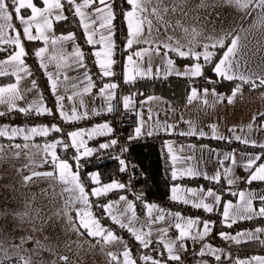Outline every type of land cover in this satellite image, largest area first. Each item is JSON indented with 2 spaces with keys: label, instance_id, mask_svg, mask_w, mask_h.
I'll use <instances>...</instances> for the list:
<instances>
[{
  "label": "crops",
  "instance_id": "1",
  "mask_svg": "<svg viewBox=\"0 0 264 264\" xmlns=\"http://www.w3.org/2000/svg\"><path fill=\"white\" fill-rule=\"evenodd\" d=\"M35 2V0H34ZM64 3L65 10L63 15L65 17L71 12L75 13L74 6H69L67 0H62ZM78 3H82L83 0H77ZM110 4V0H107ZM182 2V3H180ZM163 0V4L161 6H168L169 12L164 15V20L170 25L165 31V28L158 24L153 18V23L155 25L152 35L150 39H153L155 43L151 45L152 48H155L156 43L161 41L169 42L168 37L171 36L173 39L171 43L175 44L177 41L179 43L187 45L191 36L189 34L180 35L181 28H188L189 32H191L192 28H195L198 32L202 31L199 35L198 40L202 43H208L210 35L205 33V26L203 22H197L196 19V7L191 4V0ZM98 3V0H96ZM158 3V0H152V3L149 5V8L155 6ZM174 4H180V7L177 8L175 12L171 11V8ZM123 10H122V23L125 29V36L124 40L121 42L122 54H121V61H120V69L119 71H115V75L119 81H125L124 72H125V65H127V56L133 54L134 51H141L145 48H149L150 46L147 44H135L133 45V49H128L126 47V36H127V22L124 19V12L130 9V6L126 3V0H122ZM208 9H200L199 14L204 15L207 13ZM86 12H91L92 9H85ZM206 12V13H205ZM28 14H30V10H28ZM79 24L80 31L78 34L75 31H65L61 33H55L52 31L49 33L51 37H60L65 35H73V41H62L57 45L53 46L51 44L48 45L49 52L45 54L44 63L46 64V68H42L40 66L41 60L38 57L36 58L37 64L42 68L45 78L44 82L49 91V97L54 102V108L51 106V102L47 94L41 90L39 84L35 81L34 75L20 73L21 80L19 82V90L22 95V99L17 101V108L8 110L7 106L0 105V112L4 114H17V115H25L24 112H20L18 109L20 107L27 108L29 105H33V108L27 112L26 114H31L33 116H40L43 114L38 115L35 111L36 105L42 104L45 108L49 110H55L58 112L60 116V107L56 101V95H63L65 96V100L62 101L63 110L71 115L73 107L76 108L77 114L83 116V113L87 112V116L83 117L82 119L75 120V121H83L90 119L92 123L87 126L85 131L90 130L96 127L99 124L108 123L110 126L109 121L105 120L103 116L107 113L109 100L106 99L107 92L104 96L100 94L99 89L101 87L94 86L90 92L84 93L83 88L87 85V81L85 80L84 73L87 72V63L85 62L84 56V68H78L75 63V57L71 55L74 48L79 46L81 50V43L85 42L90 54V60L94 64V66L98 70V76L102 78H108L102 76L100 72L99 66L96 64L95 56L93 53L99 49V45L93 46L89 45L86 40V35L82 25L80 24V18L76 16L75 18ZM249 17L243 16L240 12L236 13V24L235 28L231 33H238L241 37V51L237 53V59L241 61L243 65L242 71H245L246 74L256 73L257 75H264V52L261 51V47L264 46V32L257 29H252L249 23ZM235 20V19H234ZM57 20L53 19V26L54 22ZM228 22V21H227ZM15 26L19 28V21H13ZM94 27L98 28L99 23L97 22ZM202 28L198 30L197 28ZM159 29L157 31L156 29ZM245 29L247 31H240V29ZM210 30V29H209ZM225 33H229V29H223ZM211 31V30H210ZM35 34V30L33 29ZM9 35H15L14 32L9 31ZM144 36H148L147 30H145ZM224 36V35H223ZM78 37V38H77ZM246 37V39H245ZM98 38V35L97 37ZM231 38V37H230ZM25 52L27 50H33L36 52L40 47H44L43 41H27L23 39ZM228 41L226 40V43ZM15 50L14 45H5L0 44V61L6 60L8 56ZM187 51V48L184 49ZM199 51H203L202 48L198 49ZM215 53L216 57L222 55V51L220 49H210ZM163 51L161 50V54H157L155 51H149L148 53L144 54V58L142 61L137 60L134 56V60H136L139 68L141 70H147L149 67L152 69L151 74L140 76L136 75L133 72V75H136L135 80H163L169 77H181L185 79L187 82L189 79L194 78L190 76L184 75H177L178 72L182 73L187 66L196 63L197 61L192 62H184L178 63L175 61V57L178 56L174 52H169L167 57L163 56ZM65 55L67 57V65L62 66L59 69V79L57 93L54 95L51 90V81L48 79V73L51 72L53 77H56L57 74V62L63 63L61 61H49V57L51 55ZM180 57V56H179ZM113 58V57H112ZM25 59V57H23ZM172 59L174 61L173 69L169 70L166 60ZM202 63V58L201 61ZM11 72V68L7 69ZM113 71V70H112ZM210 71L212 76L208 80L209 84L206 87H199L196 88L199 93V98L193 100L192 102L188 101V96L191 94V89H188L186 100L180 104L173 103L167 96L158 94V93H151L143 95L141 91L137 90L131 93L130 96L132 98V103L129 107L135 106L140 111V122L138 126H141V134L139 136L136 135L134 132L135 137H145L149 135V133H160L164 135L163 145L167 160V165L171 169V175L174 168L173 161L171 159L172 155H176L178 160L176 161L175 168L178 171L192 168L196 172H199L200 175L197 176H179L176 180H174L173 184L169 186V197L171 198V189L173 186H180L181 188H196V189H212L221 197V201L219 204L214 203V199L209 197L207 198L206 202L211 203L214 206V210L211 213H214L216 210H220L221 215V222L220 224L216 225L215 227L210 224L211 231L210 233L204 237L202 240L201 245L197 249L194 258V264H235L237 259H249L253 256H264L263 252L259 251H250L246 253L244 256H240L235 258L232 255L233 247H239L242 243H251L255 245V248H260L264 243V232L256 233L258 239H248L247 237L241 238L240 243H236L233 240L224 239L220 234L226 233L230 236H235L237 233L240 232H254L256 228H264V217L254 216L252 219H237L236 222L241 220L249 221V226L247 228L239 229L236 226V222L232 224L231 227H228V223L231 221L225 222L223 217V207L226 203L231 202L233 205L241 203L239 199V192L244 191L245 193L252 192L255 195V199H253V207L258 211L261 206H264L260 201L259 197L264 195V187L263 188H255L251 187L250 184L247 182V177L249 175V170L245 169L244 164L246 163L249 156L264 153V149L259 147H254L258 152L253 153H245L243 151L238 150V145L244 144L247 146H252L251 144H245L241 141L235 139L236 136H241L243 139H247L249 141H255L257 145L264 144V119L261 122H256L253 117H257L260 113H264V89L262 90H249L245 87H242L241 93H237L236 97L233 99L232 103H228V98L231 96L233 88L228 91L219 90L216 86V80L220 79L214 71H213V64H211ZM114 73V72H113ZM88 74V73H87ZM64 75L69 77V80H64ZM10 79L0 83V87L6 86L9 83H16V77L12 75ZM90 76V75H89ZM110 77V76H109ZM92 78V77H91ZM196 78V77H195ZM215 79V80H214ZM223 79V78H221ZM33 81H35V86L33 85ZM134 81V80H133ZM93 82V79H92ZM256 83H259L257 80ZM72 84L76 85V88H72ZM103 87V86H102ZM209 89V93L207 97L203 94V89ZM212 89H215L217 95L212 94ZM115 91V90H111ZM81 93V95H74V93ZM68 96H72L73 99H67ZM219 97H223L220 99ZM151 98V99H150ZM207 99V104L203 101ZM81 101L83 103H81ZM47 114V113H45ZM10 118V117H9ZM60 118L64 120L61 116ZM7 121V120H6ZM9 121L3 122L0 126V129H6L8 132V136H11V130L14 125L10 124ZM194 126L195 128V135H188L187 133L190 132L192 129L190 127ZM215 125V133L213 132L212 126ZM251 125V129L248 127ZM171 126V127H168ZM32 127H48L51 129V125L48 124H34L30 125L29 127L25 128V130L30 129ZM17 128H20L18 126ZM230 129H234V131H230ZM71 131H78L73 128H67L61 130V132H54L49 131V133L54 132L56 136L48 137L46 139L35 140L33 137L40 136L35 135L32 136L30 140L25 141L23 139V135H16L14 137H20L22 141L17 142H10V143H0V226L2 224V228L6 229L3 230L2 233H8L9 236H16L19 238L25 237H36L38 236L36 233V226H37V217H35V205H31L29 197L26 192V185L21 182V178L24 175L30 174L35 170L38 171H52L53 166L50 162L51 158L49 157L48 163H43L44 158V146L46 144H51L56 140H61L64 143H67L71 146V139L68 137V133ZM200 132H203L205 135L201 136ZM48 133V134H49ZM183 133V134H182ZM27 134V132L25 133ZM110 133L106 134L109 135ZM106 135H95L93 137L98 136H106ZM92 137V138H93ZM218 137H224L220 139ZM85 144L89 141L87 135L83 137ZM113 139H108L103 143H108ZM20 144L22 147L17 149L14 145ZM27 144L28 147L24 148L23 145ZM63 145V144H62ZM171 146L172 152L169 153L168 146ZM89 147V146H87ZM253 147V146H252ZM60 148L61 146L58 145L56 148V152L58 156H60ZM90 148V147H89ZM76 150V148H75ZM83 149H81V152ZM19 152V156L17 157L15 154ZM79 155V153H77ZM232 154L235 156L237 163L235 165L232 164L230 159H225L226 155ZM61 157V156H60ZM62 158V157H61ZM68 162L73 166H75V160L67 159ZM223 162V163H221ZM264 161H258V163ZM42 164H45L41 166ZM232 170V176L228 177L225 175V169ZM95 169L97 173L100 175V171L98 168ZM217 172L220 173L221 178L219 182L206 179L207 177L214 176ZM27 175V176H28ZM89 186L85 188L86 192L89 193V197L91 196V189L95 187L102 186L103 184H108L114 181L113 177L108 180H101L100 175V185L94 184L88 172L85 173ZM232 178L234 183L229 185L228 179ZM196 180L201 179L203 183L191 185L188 184L185 180ZM59 189L60 195L62 197V201L64 205L71 206V215L77 221V225L79 226L78 218L75 215V208L81 207L80 205H68L66 204V200L71 195L70 193L63 192V185L55 179ZM235 192L237 195H232ZM190 200L195 199L191 197L190 194L185 193ZM128 199V198H127ZM129 200V199H128ZM113 202L109 201L108 203ZM113 208L111 209L113 214L119 215V212L126 207L124 201H119V199L115 200ZM182 202V201H180ZM158 206V208H162L164 210V214L166 219L164 221H159L151 225L152 234L150 239L153 241L152 244L149 245L148 248H144L139 242L141 253L140 257L144 254L152 256L155 259H160L161 261H166V264H175L173 261L167 260V252L166 250L159 248L157 242L161 239V233L158 231L160 228H167L168 235L166 239H173L177 241V252H180L178 240L179 232L174 227H170L171 224H174V218L169 213H175L167 208L160 205L158 202H154ZM192 205L191 203H189ZM107 213V212H106ZM8 214L11 215L12 220L5 221L7 218H3V215ZM158 213L156 211L153 212V216H156ZM108 217L110 218L109 214L107 213ZM138 217L137 221L133 223V227L142 230L143 232H147V210L145 214L139 215L136 214ZM182 216V215H181ZM131 217V213H127L125 217H121L124 223L128 222V218ZM184 218H188L182 216ZM111 219V218H110ZM197 219V218H193ZM201 223L192 229L193 234L195 235L197 231L203 230V221L202 219L198 218ZM124 229V235H131L133 236L127 228ZM79 230L82 234L87 235L85 229L79 226ZM214 233L216 242L214 244L207 243L205 240L211 236V233ZM4 235L2 234V238ZM120 238V242L109 243L110 246L108 248L109 252L116 254L118 257L117 261H112L108 264H122L123 257L122 252L124 250L125 245V236H118ZM134 237V236H133ZM135 238V237H134ZM209 244L212 246L213 249L219 250L217 252L218 255L221 256L220 261H217L214 256L211 255H199L203 245ZM162 245V244H161ZM207 252V249H205ZM163 253V255H162ZM32 261V260H31ZM22 263V262H21ZM32 264H37L35 261H32ZM65 264V262H63ZM138 264H144V261L140 259Z\"/></svg>",
  "mask_w": 264,
  "mask_h": 264
},
{
  "label": "snow or ice",
  "instance_id": "2",
  "mask_svg": "<svg viewBox=\"0 0 264 264\" xmlns=\"http://www.w3.org/2000/svg\"><path fill=\"white\" fill-rule=\"evenodd\" d=\"M69 6H74L75 15L80 18V24L82 25L86 40L89 45H99V49L96 50L93 55L95 56L96 64L100 68V72L102 76L109 77L114 73L112 71V66L115 63V60L112 58L115 48V43L113 40V20L115 19V14L113 11V5L109 4L107 0H83L82 3H78L77 0H67ZM126 3L130 6V9L124 12V19L127 22V37H126V47L128 49H133V45L135 44H147L150 47L145 48L141 51H134L133 54L127 56V65H125V82H131L135 80L136 75L144 76L151 74L152 69L149 67L146 71L141 70L136 60H134V56L137 60L142 61L144 58V54L149 51H155L157 54H161V50L163 51V56L167 57L169 52H174L180 57H190L193 60L197 61L194 64H191L186 67V69L177 75H184L190 77H201L203 75V65L204 64H213V71L221 78L229 81H239L236 83L235 88L232 91L231 96L228 98V103H232L233 99L236 97L237 93H241L242 85H248L249 88H261L264 89V75H257L256 73H247L242 71L243 65L241 61L237 59V53L241 51V40L242 37L238 33H225L223 37L212 38L209 37L208 43H202L198 40L199 33L195 28L191 29L189 32L188 28H184L183 31L188 33L191 36L187 45L179 43L177 41L175 44L171 43L172 37H168L169 42H159L156 43L155 48H152L151 45L155 43L153 39H150L152 35V31L155 27L153 23V18L155 21L162 25L167 31V28L170 25L164 20V15L169 12L168 6H161L163 4V0H158V3L155 6L149 8V5L152 3V0H126ZM224 3L241 12L243 16L249 17L250 27L252 29H259L264 32V0H224ZM200 6H205L203 0ZM180 7V4H174L171 8L172 12H175L177 8ZM91 8V12H86L85 9ZM28 10H30V14H28ZM65 10L64 3L62 0H0V44L5 45H14L15 50L8 56L6 60L0 61V76H8L12 75L16 77V83H9L6 86L0 87V105L7 106L8 110H12L17 108V101L21 100L23 97L19 90V82L21 80L20 73H25L31 75L29 69L25 66V61L23 57L26 56L25 47L23 43V39L27 41H43L44 47H40L36 52L35 56L40 58L42 68H46V64L44 63L45 54L49 52L48 45L51 44L53 46L57 45L62 41H73L74 36L69 34L60 37H51L49 33L53 28V19L54 20H64L66 17L63 15ZM13 21H19V28L15 26ZM99 23V27L96 28L94 25ZM35 30V34L33 32ZM145 30H147L148 36H144ZM159 31V29H156ZM9 31L14 32L15 35H9ZM240 31H247L245 29H240ZM98 35V38H96ZM231 37V38H230ZM246 39V37H245ZM226 40L228 41L226 43ZM187 48V51L184 49ZM202 48L203 51H199L198 49ZM220 49L222 51V55L219 57L215 56V53L210 49ZM261 51L264 52V46L261 47ZM73 57H75L74 63L78 68H84V53L80 50L79 46L74 48L71 53ZM202 58V63L200 62ZM49 61H61L63 63L57 62L56 67L58 69L56 77H53L51 72L48 73V79L51 81V90L55 95L58 89V79L60 76L59 69L62 66L67 65V57L65 55H51L49 57ZM166 64L169 70L173 69L174 61L172 59H167ZM11 68V72L7 69ZM135 72L136 75H133ZM85 80L87 81V85L83 88L84 93H88L95 86L92 82L91 76L84 73ZM64 80H69L67 75H64ZM259 81L257 84L256 81ZM33 85L35 86V81H33ZM118 87L115 83H106L99 89L100 94L102 96L107 92L106 99L109 101L114 97V91ZM72 88H76L75 84H72ZM209 93V89H203V94L207 97ZM212 94L217 95L215 89H212ZM242 94V93H241ZM74 95H81V93L77 92ZM199 98V93L196 88L191 89V94L188 96V101L192 102ZM223 99V97H219ZM67 99L72 100V96H68ZM151 99V98H150ZM65 100V96L56 95L57 104L60 107V116L65 121H75L82 119L87 116V112L83 113V116L77 114V110L73 107L71 115L66 113L63 110L62 101ZM207 104V99L205 98L203 101ZM81 103H83L81 101ZM132 103V98L130 96L123 97V105L124 108H129ZM33 108V105H29L27 108L20 107L18 110L20 112L27 113ZM111 112L112 105L109 103L108 109ZM35 111L38 115L40 114H51V110L45 108L42 104L36 105ZM0 115H4L3 112H0ZM262 119H264V113L259 114ZM255 120L256 117H253ZM171 127V126H168ZM191 131L188 132V135H195V128L191 126ZM251 129V125L248 126ZM213 132L215 133V125L212 126ZM61 132V128L53 124L51 129L48 127H32L30 129L25 130L24 128H13L11 130L10 139L16 135H23V139L28 141L32 136L40 135L47 136L49 131ZM230 131H234V129H230ZM27 132V134H25ZM112 132V128L108 123L99 124L96 127L90 130H78L71 131L67 135L71 139V147L76 148L78 156L74 158L79 160L80 156H91L95 151L92 148L86 146L83 137L85 135L91 139L95 135H106ZM135 133L137 136L141 134V126L135 128ZM183 134V133H182ZM8 135L6 129H0V136ZM151 135V133H149ZM200 135H205L203 132H200ZM223 139L224 137H218ZM236 140L241 141L245 144H251L253 147H259L264 149V144L257 145L255 141H249L247 139H243L241 136H236ZM63 144V147L67 149L69 145L64 143L61 140H56L51 144H46L44 146V158L43 163H48V158L50 157L51 164L53 166L52 171L48 172H33L31 176H25V182L32 179L33 176L43 175L46 177H50L53 179H58V181L64 186L62 191L70 193L71 195L66 200V204L68 205H80L75 209V215L78 218L79 226L86 230L87 235L100 238L105 244L120 242V238L111 230L104 228L100 221L93 215L91 209V204L89 200V193L85 190V185L81 181V176L79 171H73V166L68 162L67 159H63L58 156L56 152V148L58 145ZM117 144V140L113 139L108 143H101L99 145L100 149H107L110 146H114ZM15 148L20 149L22 146L20 144L14 145ZM24 148H27L28 145H23ZM81 149L83 151L81 152ZM169 153L172 152V148L168 146ZM17 157L19 156V152L15 154ZM173 161V171H172V179L176 180L179 176H197L200 175L199 172H196L192 168H187L184 170L178 171L175 168L176 161L178 157L176 155H172L171 157ZM225 159H230L232 164L235 165L237 163L234 155L229 154L225 156ZM264 153L256 154L249 156L246 163L244 164L245 169L249 170V175L247 177V182L251 184L253 181H264ZM121 172L127 171L126 163L123 159L120 161ZM223 163V162H221ZM225 175L228 177L232 176L231 169H225ZM206 179H212L219 182L221 175L217 172L212 177L205 176ZM91 181L100 185V175L99 173H91L90 174ZM228 184L231 185L234 183L232 178L228 179ZM126 185L124 183H120L118 181H112L108 184H103L102 186L95 187L91 189V195L95 197H101L107 195L109 192H112L116 189H125ZM171 199L173 201H182L184 204L191 203L193 207L197 209H203L205 212L211 213L214 210V206L211 203H207V198L211 197L214 199L215 204H219L221 201L220 195L214 192L212 189H196V188H181L176 185L171 189ZM185 193L190 194L191 197L195 199H189ZM232 195H237V193L233 192ZM255 195L252 192L245 193L244 191L239 192V199L241 203L233 205L231 202H228L223 207V217L225 222L231 221L228 223V227H231L233 223L236 222L237 219H252L254 216L264 217V206H261L257 211L253 207V199H255ZM139 199V197H137ZM262 204H264V195L259 197ZM119 201H124L126 207L123 208L119 215L113 214L111 209L114 204L117 203L115 201L101 205L104 211L107 212L111 218V220L118 224L121 228H127L128 231L135 237V239L144 247L148 248L153 241L150 239L152 234L151 225L164 221L166 216L164 214V210L162 208H158V206L154 203L145 204V208L147 210V226L148 231L143 232L142 230H138L134 228L132 225L135 221H137L138 217L136 216L135 205L127 199L126 196L121 195L119 197ZM156 211L158 214L153 216V212ZM131 213V217L128 218V222L124 223L121 217H125L127 213ZM168 215L174 218L175 223L171 224L170 227H174L178 230L179 236L178 240L179 248L182 250L185 249V245L183 241L186 238H190L193 241L203 240L210 231V223L211 221L205 220L203 221V230L197 231L194 235L192 229L198 226L201 221L193 218H184L181 216L179 212L169 213ZM161 233V239L158 243L162 244L163 249L167 252V260L168 261H180L181 257L177 252V241L173 239H166L168 235L167 228H160L158 230ZM264 232V228H256L254 232H240L235 236H230L226 233H221L220 235L227 240H233L236 243L241 242V238L247 237L248 239H258L256 233ZM27 239H30L27 238ZM27 240L22 238L19 245L13 244V248H20L26 243ZM99 242V241H98ZM264 243V241H261ZM39 243V242H37ZM2 247V245H0ZM124 250L122 252L123 261L122 264H138V261L132 257L131 250L125 244ZM207 249V252H205ZM219 250L213 249L211 245L205 244L203 245L199 255H211L214 256L217 261H220L221 256L217 254ZM109 257H111L112 261H117L118 257L116 254L112 252L107 253ZM163 255V253H162ZM5 259L8 261V264H32L31 259H26L22 256H17L15 261L8 257L7 251L4 252ZM65 262L67 261V257H61ZM141 260L144 261V264H166V261H161L160 259H155L152 256L144 254L140 257ZM207 264V262H205ZM235 264H264V256H253L249 259H237Z\"/></svg>",
  "mask_w": 264,
  "mask_h": 264
},
{
  "label": "built area",
  "instance_id": "3",
  "mask_svg": "<svg viewBox=\"0 0 264 264\" xmlns=\"http://www.w3.org/2000/svg\"><path fill=\"white\" fill-rule=\"evenodd\" d=\"M110 4L113 5V11L115 14V19L113 20V40L115 43L113 59L115 63L112 66V70L115 74V71H119L120 69V61H121V40L123 37L122 31V21L120 19V8L122 5V0H110ZM68 16L72 18H76L74 12L68 14ZM75 33L78 34L80 31L79 24L75 19ZM81 51L84 53L85 62L87 63V73L93 79V84L97 87H102L106 83H115L118 87L114 91V97L109 101L112 105V111L103 116V118L110 123V127L112 128V132L106 136H98L89 139L87 146L94 149L95 151L91 156H80L79 160L75 159V156H78L75 148L69 146L67 149L63 147L61 144L60 148V156L63 159H73L75 160L74 170L79 171L81 176V181L84 183L85 188L89 186L87 177L83 170L85 164H93L98 165L102 162L111 160L116 164V172L113 176L114 181H118L120 183H124L126 185L125 189H116L112 192H109L107 195L101 197L90 196V204L91 211L93 215L100 221L101 225L106 229H111L117 236H125V244L131 250L132 257L136 259L139 263L140 261V253L141 248L138 241L131 235H124V229L121 228L118 224H115L104 211L101 205L107 204L109 201H115L119 199L121 195L126 196L129 201H131L135 205L136 214L143 215L146 212L145 204L158 202L161 206L167 208L172 212H179L182 216L188 218H200L202 220L211 221L212 226H216L221 222L220 210H216L214 213L205 212L203 209H197L190 204H184L180 201H173L169 195L163 199H156L150 196H146L138 193L135 190V186L137 180L139 178V167L133 158L130 157L128 153V147L130 144L134 142H140L143 140H152L155 141L160 150L161 155V163H162V174L163 177L167 180L169 186L173 184L174 180L172 179L171 169L167 165L163 139L164 135L160 133H152L151 135H146L145 137H135L134 132L135 128L138 127L140 122V111L137 107L131 106L127 109L124 108L123 105V97L128 96L131 93L137 91L139 86L141 85V80H134L131 82L119 81V79L112 75L108 78H102L98 76V70L94 66V64L90 60L89 49L85 42L81 43ZM25 65L31 70L35 77V81L39 84L42 91H44L49 97L48 88L44 82L45 74L42 68L37 64L35 58V52L33 50L26 51L25 57ZM189 88H199L206 87L207 82L203 77L191 78L188 80ZM50 104L54 108V102L49 97ZM109 105V104H108ZM6 120H10V124H48L60 127L61 130L67 128H73L76 130L85 129L92 123V120H81V121H65L62 120L57 111L54 109L51 110V114H43L40 116H23L21 118H7L4 115H0V122H4ZM108 139L117 140V144L114 146H110L107 149H100L99 145ZM238 150L243 151L245 153H253L258 152L254 147L247 146L244 144L238 145ZM123 159L127 166V171L121 172L120 160ZM188 184L195 185L201 184L203 181L201 179L196 180H185ZM251 187L255 188H263L264 181H253L250 184ZM139 197V199H137ZM249 221L241 220L236 222V226L239 229L247 228L249 226ZM205 241L207 243L214 244L216 242L215 235L212 232ZM186 250H180L178 253L181 257L180 261H173L175 264H194L195 253L199 246L202 243V240L193 241L190 238H186L183 241ZM159 248L162 249V245L157 242ZM232 255L237 258L240 256L246 255L245 251L233 249Z\"/></svg>",
  "mask_w": 264,
  "mask_h": 264
},
{
  "label": "rangeland",
  "instance_id": "4",
  "mask_svg": "<svg viewBox=\"0 0 264 264\" xmlns=\"http://www.w3.org/2000/svg\"><path fill=\"white\" fill-rule=\"evenodd\" d=\"M201 2L202 0H191L190 3L197 8V22L204 23L206 38L207 35H210L212 38L223 37L225 34L223 29H229V33L233 31L235 28L234 24H236V13L239 11L227 6L224 0H203L205 6H200ZM203 8L210 9L208 11L206 10L207 13L205 12V16L199 14V10ZM202 28L199 27L197 29L200 30ZM181 29L180 35L188 34L183 31V28ZM198 33L201 34L202 31ZM29 71L31 72V70ZM206 82L208 85V80ZM4 116L7 118H21L32 115L25 113V115L23 114L19 117L7 116L5 114ZM2 123L0 122V126ZM18 126L25 129L30 124H16L13 127L17 128ZM35 171L37 172L38 170ZM87 172L89 176L91 173H97L95 169H90ZM27 175L21 178V182L26 185V192L31 205L36 206L34 212L36 214L35 217H37L36 233L38 236L30 237V239H27L29 237H25L24 239L27 242L22 247L13 248L12 245H19L22 238L17 237L16 234L15 236H9L8 230V233H2L6 229H3L1 224L0 245L2 247H0V264H8L4 256L5 251H7L8 257L13 261H15L17 256H22L35 261L37 264H61L56 259H61V257H67L66 262L63 260L65 264L110 263L111 257L107 254L110 244L103 243L100 238L82 234L77 225V221L71 215V209L74 207L64 205L60 195V189L55 179L39 175L33 176L31 180L25 182L24 177ZM3 218H7L5 220L6 222L12 220L11 215L8 214L3 215ZM2 234L7 236L2 238Z\"/></svg>",
  "mask_w": 264,
  "mask_h": 264
},
{
  "label": "trees",
  "instance_id": "5",
  "mask_svg": "<svg viewBox=\"0 0 264 264\" xmlns=\"http://www.w3.org/2000/svg\"><path fill=\"white\" fill-rule=\"evenodd\" d=\"M122 10L123 5L120 8V19L122 21ZM75 19L67 16L64 20H59L54 22L53 31L55 33H61L65 31H75ZM123 37L121 42L124 40L125 29L122 23ZM78 38V37H77ZM175 61L178 63L192 62L194 61L190 57H175ZM203 62V61H202ZM211 64L203 65V77L206 80L210 79L212 73L210 71ZM10 79V76H0V83L5 82ZM215 80V79H214ZM236 83L239 81H229L225 79H217L216 86L219 90L228 91L233 88ZM258 84V83H257ZM249 90H262L261 88H249L248 85H242ZM140 89V90H139ZM139 91L143 95L158 93L164 96H167L173 103L180 104L186 100L187 92L189 89L188 82L181 77H169L163 80H144L139 86ZM9 116V114H5ZM12 116L19 117L17 114H12ZM256 122H261L262 118L258 115L255 119ZM56 136V133L51 132L47 136H35L33 139L41 140L48 137ZM22 141L20 137H12L11 139L8 136H0V143H10ZM128 153L131 158L135 160L137 166L139 167V178L137 180L135 190L143 195L150 196L156 199H163L169 195V184L167 180L163 177L162 174V163L159 146L155 141L152 140H143L140 142H134L129 145ZM46 164V163H45ZM42 164L41 166L45 165ZM92 168H98L101 175V180H108L112 178L116 172V164L114 161L108 160L102 162L98 165L85 164L83 167L84 172ZM237 250L250 252V251H259L264 253V245L260 248H255V245L251 243H242L239 247H233ZM57 261L63 264V260L56 258Z\"/></svg>",
  "mask_w": 264,
  "mask_h": 264
},
{
  "label": "water",
  "instance_id": "6",
  "mask_svg": "<svg viewBox=\"0 0 264 264\" xmlns=\"http://www.w3.org/2000/svg\"><path fill=\"white\" fill-rule=\"evenodd\" d=\"M34 172H36V171H34ZM37 172H41V173H43V172H45V171H37ZM32 173H33V172H32ZM32 173H30L28 176H31Z\"/></svg>",
  "mask_w": 264,
  "mask_h": 264
}]
</instances>
